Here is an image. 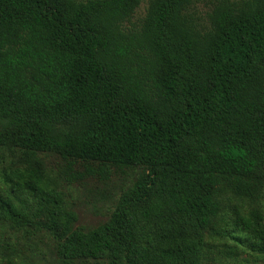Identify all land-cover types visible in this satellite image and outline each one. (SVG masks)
Masks as SVG:
<instances>
[{
  "label": "trees",
  "instance_id": "trees-1",
  "mask_svg": "<svg viewBox=\"0 0 264 264\" xmlns=\"http://www.w3.org/2000/svg\"><path fill=\"white\" fill-rule=\"evenodd\" d=\"M46 155L138 171L85 229ZM263 190L264 0H0V261L264 264Z\"/></svg>",
  "mask_w": 264,
  "mask_h": 264
},
{
  "label": "rangeland",
  "instance_id": "rangeland-1",
  "mask_svg": "<svg viewBox=\"0 0 264 264\" xmlns=\"http://www.w3.org/2000/svg\"><path fill=\"white\" fill-rule=\"evenodd\" d=\"M145 6V2L140 5L135 19L142 16ZM41 163L47 176L55 179V183L62 190L67 208L75 214V226L85 229L97 226L108 217L117 197L130 187L138 171L123 169L112 173L111 170L108 179L102 181L97 175H86L80 166L74 167L73 174L67 175L66 164L52 155L41 157ZM75 174L86 176L72 178ZM260 197V208L264 211V190ZM4 237L8 244L7 258L4 262L0 261V264H61L56 259L49 237L40 232L26 235L21 231L6 229ZM244 251L239 250L238 259L248 257ZM73 264L108 263L77 261Z\"/></svg>",
  "mask_w": 264,
  "mask_h": 264
}]
</instances>
